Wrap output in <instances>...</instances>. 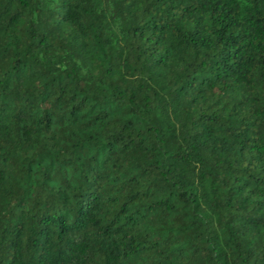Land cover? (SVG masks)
I'll list each match as a JSON object with an SVG mask.
<instances>
[{
  "label": "trees",
  "instance_id": "16d2710c",
  "mask_svg": "<svg viewBox=\"0 0 264 264\" xmlns=\"http://www.w3.org/2000/svg\"><path fill=\"white\" fill-rule=\"evenodd\" d=\"M0 264H264V0H0Z\"/></svg>",
  "mask_w": 264,
  "mask_h": 264
}]
</instances>
